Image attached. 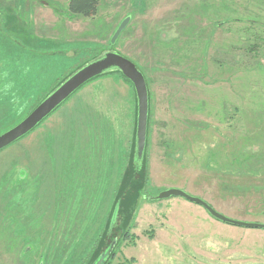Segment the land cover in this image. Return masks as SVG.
Returning <instances> with one entry per match:
<instances>
[{
    "label": "rangeland",
    "instance_id": "374dc122",
    "mask_svg": "<svg viewBox=\"0 0 264 264\" xmlns=\"http://www.w3.org/2000/svg\"><path fill=\"white\" fill-rule=\"evenodd\" d=\"M255 21L264 25V0H101L90 18L66 0H0L8 122L102 50L132 60L150 95L141 167L135 93L117 74L86 83L0 152V264H86L114 240L109 264H264V229L222 223L182 197L144 198L180 188L264 223V30ZM230 46L235 55L213 56ZM117 185L132 204L100 235Z\"/></svg>",
    "mask_w": 264,
    "mask_h": 264
},
{
    "label": "water",
    "instance_id": "95a60500",
    "mask_svg": "<svg viewBox=\"0 0 264 264\" xmlns=\"http://www.w3.org/2000/svg\"><path fill=\"white\" fill-rule=\"evenodd\" d=\"M130 21V16H126L118 25L113 35L110 38V45H115L118 37L123 29ZM116 70L126 78L133 86L136 97V125L134 134V161L141 166L144 158L148 109H149V92L147 83L143 73L139 70L136 64L115 50H106L88 62L82 64L74 72L63 79L55 88H53L23 119L18 123L0 134V151L7 148L11 144L20 140L31 131H33L44 119L53 113L62 103H64L71 95L79 88L92 79L104 75L109 71ZM171 197H182L189 202H193L202 206L214 219L230 224L246 228L264 229V223L254 221H243L230 218L209 205L203 199L190 195L180 188H167L160 191L155 196H149V201L162 200ZM119 203L115 205L109 230L112 229L118 211ZM116 245V241H112L109 245L97 256L91 264H105L107 259Z\"/></svg>",
    "mask_w": 264,
    "mask_h": 264
},
{
    "label": "trees",
    "instance_id": "16d2710c",
    "mask_svg": "<svg viewBox=\"0 0 264 264\" xmlns=\"http://www.w3.org/2000/svg\"><path fill=\"white\" fill-rule=\"evenodd\" d=\"M67 1V7H68V11L71 13V14H74V15H80V16H82V17H84V18H90V17H93L94 15H96V13L98 12V8H99V5H100V2H101V0H66ZM239 19H233V18H231V19H228V22L227 23H230V22H233V21H238ZM212 24H214V25H216V26H219L222 22H218V23H215V22H211ZM226 23V22H225ZM225 23H223V24H225ZM226 23V24H227ZM249 24H252V25H256V27H260V29L261 30H264V25H259V23H258V21H255V22H252V23H248V25ZM258 24V25H257ZM240 36H242V35H240ZM254 38H260V39H262V37L261 36H259V35H255V36H253ZM242 38V37H241ZM110 42V41H109ZM11 43L13 44V42L11 41ZM109 45H110V43H109ZM111 46V45H110ZM230 47H232V48H230ZM229 47V49L226 51V50H223V51H221L220 49H218L220 52H218L217 54H216V50H215V52H214V54H213V56L214 57H216L217 55H224V56H228V54L231 56V55H235V53H237V51H238V49L236 48V47H233V46H230ZM253 48H251V47H248V53L247 54H251V53H253ZM106 51V50H105ZM11 52H14V54L16 55V56H21V55H19V53L16 51V49L15 50H12ZM102 52H104L103 50H102ZM101 51H99V52H97L96 54H100V53H102ZM7 55V54H6ZM97 55H95V56H91L90 58H88V59H86L84 62L86 63V62H88L89 60H91V59H93L94 57H96ZM6 59L8 60V57L6 56ZM18 61H20V58L18 57ZM3 62V59H0V65H1V63ZM84 62H82V64L84 63ZM82 64H80V65H82ZM78 66H76V68H77ZM141 72H142V70L141 69H139ZM1 72H2V74H1ZM143 73V72H142ZM108 74H117L118 76H120L122 79H124L125 81H127L131 86H132V84L126 79V78H124L122 75H121V73L119 72V71H116V70H112V71H109L108 73H105L104 75H108ZM144 74V73H143ZM0 134L2 133V132H4V131H6L7 129H9L10 127H12L13 125H15L16 123H18V121H20L21 119H23L36 105H37V103H39L40 101H41V99H43L44 98V96H40V97H37L36 98V102L32 105V106H29L28 107V110L26 111V112H21L20 114H19V116H18V118H16L14 121H12V122H8V116L5 114V107H4V104H2L1 103V100H2V98H4L5 96H6V94H5V92L4 91H2L1 92V89H3V88H5L3 85H2V83H1V80H2V78L4 77V78H7V74L5 73V71H1V67H0ZM102 76V75H101ZM10 77H12V76H10ZM100 77V76H99ZM98 77H96V78H94V79H92V80H95V79H97ZM91 80V81H92ZM15 81H18V80H16L15 79ZM90 81V82H91ZM11 82H14V81H11ZM61 82V81H60ZM59 81H57V82H55V84L54 85H58L59 83H60ZM15 83V82H14ZM55 88V87H54ZM132 90H134L133 89V86H132ZM133 95H134V93H133ZM7 97V96H6ZM149 98H150V95H149ZM17 101H19V100H17ZM13 105H15V102L13 101V103H12ZM12 108V107H11ZM59 108V107H58ZM57 108V109H58ZM13 109V108H12ZM56 109V110H57ZM55 110V111H56ZM2 111H4V113L1 115V113H2ZM54 111V112H55ZM52 114V113H51ZM50 114V115H51ZM135 115H136V107H135ZM49 117V116H48ZM45 120V119H44ZM43 120V121H44ZM42 121V122H43ZM41 124V123H40ZM39 124V125H40ZM135 125H136V119H135ZM37 128V127H36ZM31 132H33V131H31ZM134 134H135V132H134ZM28 135V134H27ZM25 137V136H24ZM23 137V138H24ZM23 138H21V139H23ZM20 139V140H21ZM19 141V140H18ZM17 142V141H16ZM15 142V143H16ZM14 144V143H13ZM12 145V144H11ZM1 151H3V150H1ZM0 151V152H1ZM133 163L134 164H136V166L137 167H141L143 164H141V166H139L135 161H134V156H133ZM143 163V162H142ZM147 175V174H146ZM146 175H145V183H144V188L143 189H146V182H147V177H146ZM123 179V178H122ZM122 181V180H121ZM123 195V191L121 192V189L119 188V185H117V187H115V189L113 190V189H111V195H110V198H109V201H108V203H106L105 205H106V207H108V204H109V209H110V211L108 210L107 212H110V215L108 216V218H107V215H106V218H107V220H109V222L108 223H106V225H105V223H104V226H103V229L101 230V233H100V235H102L103 233H104V231H105V227L107 228L108 227V229H109V227H110V220H111V217H112V214H113V211H114V208H115V205L117 204V203H119V206H118V211H117V216H116V218H118V216H120L121 214H126V213H128V207L132 204V203H130L131 201H132V199H133V197L130 195L129 197H127V198H125V200H123L122 199V196ZM147 198V197H149V196H144V198ZM128 201L129 203H126L125 201ZM124 202H125V205H124ZM108 214V213H107ZM105 218V219H106ZM107 222V221H106ZM116 245H115V247H114V249H113V251H112V253H111V256L107 259V261H106V263L105 264H109V262H110V260L112 259V257L114 256V251H115V249H116ZM101 253V252H100ZM100 253H98L89 263H86V264H91L96 258H97V256L100 254Z\"/></svg>",
    "mask_w": 264,
    "mask_h": 264
}]
</instances>
